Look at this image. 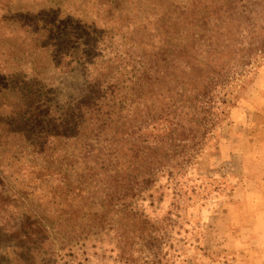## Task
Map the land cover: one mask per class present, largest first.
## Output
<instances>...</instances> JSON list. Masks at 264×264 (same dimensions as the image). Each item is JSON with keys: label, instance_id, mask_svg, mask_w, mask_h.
Here are the masks:
<instances>
[{"label": "trees", "instance_id": "trees-1", "mask_svg": "<svg viewBox=\"0 0 264 264\" xmlns=\"http://www.w3.org/2000/svg\"><path fill=\"white\" fill-rule=\"evenodd\" d=\"M127 1L104 0L98 11L103 9L106 27L123 16ZM155 6L159 10L152 18L153 34H146L138 22L136 32L121 36V42L130 46L112 57L117 65L113 77L95 75L97 62H85L83 52L78 54L91 81L81 98L64 107L60 118L50 114L56 108L40 106L42 87L35 83H16L13 90H0V100L10 98L7 105L0 102V115L13 117L3 125L7 137L30 149L25 157L40 176L59 181L63 195L84 199L79 219L85 221L72 226L68 234L56 232L59 251H68L66 257L72 264L95 262V245L108 242L107 233L113 236L114 249L109 252L115 253L116 264H169L177 254L178 259L184 258L185 253L176 251L180 242L170 234L193 225L192 231L198 234L206 206L197 208L191 220L186 218L192 204L189 187L185 190L182 182L185 177L188 182L192 179L189 169L217 152L227 157V165L238 160L241 166H264L258 152L240 146V134L234 139L222 137L231 112L241 106L229 111L228 97L217 93L237 70L243 73L253 64L260 66L256 59L264 55V0H156ZM67 43L69 52L75 42ZM137 47L142 48L140 54L135 53ZM237 76L239 80L241 74ZM23 90L30 94L27 101ZM32 95H39L33 105L28 104L33 102ZM197 181L215 183L206 175ZM1 185L0 177V203L5 196ZM236 190L237 182L227 191V198ZM169 193V209L158 216ZM87 209L93 212L84 216ZM224 214L222 210L213 215L220 216L225 227ZM46 235L20 244L14 250L20 251L13 253L15 259L27 264L24 257L33 252L38 255L47 241L53 245ZM98 236L107 240L95 242ZM191 242L202 251L198 238ZM71 243L80 247L73 249ZM182 247L189 250L190 245ZM51 249L49 264H58ZM97 250L104 252L101 246ZM137 253L142 256L135 257Z\"/></svg>", "mask_w": 264, "mask_h": 264}, {"label": "rangeland", "instance_id": "rangeland-1", "mask_svg": "<svg viewBox=\"0 0 264 264\" xmlns=\"http://www.w3.org/2000/svg\"><path fill=\"white\" fill-rule=\"evenodd\" d=\"M155 1L128 0L123 16L111 20L106 27L103 9L98 11L104 7V0H0V90L1 88L13 90L16 83L20 86L35 83L40 89L42 87L40 106L50 105L52 109L56 108L50 114L55 119L60 118L66 109L64 107L81 98L91 81L88 67L80 63L78 54L83 52L85 62L90 59L97 62L99 68H96L98 70L95 75L100 72L102 77H113L117 65L112 57L117 52L128 51L130 46L124 41L121 42V36L129 37L130 32L138 30L140 23L145 26L146 34L155 32L152 18L155 11L159 10L155 6ZM69 40H74L75 43L72 50L67 52L71 47L67 43ZM141 52L142 48L137 47L135 53ZM63 54H67L69 59L63 58ZM256 60L260 64L258 68L253 64L246 72L240 73L237 70L230 82L217 90V93L226 95L231 102L229 111L238 104L241 107L243 104H250L249 110L251 107L258 109L264 106V101L261 100L256 101L257 105L255 102H249L253 96L250 95L253 82L264 76V55ZM238 74H241V77L236 80ZM35 76L37 78L34 80ZM22 92L23 100L27 101L30 94L25 90ZM32 96L33 102L28 104L33 105L39 95ZM9 100L10 98L6 97L0 102L5 101L4 104L7 105ZM5 114L0 115V177L1 189L5 192L0 203V264H22L13 256V253L20 254V251L14 250L26 241L40 236L45 237L46 233L50 235V242H54L55 245L47 241L44 247H39L38 255L33 252L24 257L25 262L49 264V259L52 258L50 250L53 248L58 256V264H72L66 257L68 251H59L56 232L60 231L61 236L66 234L65 232L68 234L72 226L81 225L85 221L83 218L79 219L81 218L79 210L83 208L84 199L66 197L62 193L59 181L49 179L45 174L41 176L38 174L31 160L25 157L30 149H26L16 138H8L9 135L4 132L6 128L3 125L13 119ZM230 122L234 124L231 128ZM253 124L255 123L252 115L235 110L224 124L222 137L233 136L234 139V136L239 134L248 135L249 130H252L248 125ZM256 135L259 137L263 133L256 132ZM259 140L260 138L256 139L255 143L259 144ZM243 143L252 144L246 138ZM239 144L244 147L240 140ZM226 158L221 152L209 153L198 160V167L189 169L192 179L188 182V177H185L182 182L185 190L189 187L188 201L192 204L186 213L183 212V216L185 213L186 218L191 220L190 218L196 215L197 208L203 204L206 206L202 209L201 222L197 226L200 237L192 231L195 229L194 225L185 226L181 230L175 229L173 234H170L180 242L176 251L185 253V257L178 259L177 254L169 264H178L180 260L185 261L184 264H243L245 260L252 258L251 250L246 255L248 251L239 247V244L244 246V241L230 240L231 237L221 230V217L213 215L224 210L228 202L227 191L237 179H241L242 182L246 177L238 160L227 165ZM203 175L213 178L215 183L203 185L197 181V178ZM214 190L217 193H214ZM171 197L169 193L158 216L168 211ZM206 198L207 202L204 201ZM72 208L77 212L74 213ZM145 210L147 214L150 213L147 204ZM92 212L93 209H87L83 215ZM177 232L179 233L176 234ZM107 236L110 238L108 242L95 245L97 246L95 262L90 264H116L115 253L109 252L114 249L113 236L110 233H107ZM98 237L99 240L95 242L107 240L102 236ZM197 238L202 251L196 249V244L193 245L191 242ZM93 239L94 237H91L90 241ZM107 243L111 245L108 246ZM187 243L190 245L189 250L182 247ZM71 245L73 249L80 247L74 243ZM99 246L104 252L97 250ZM133 249L137 250L138 247ZM134 256H142V253Z\"/></svg>", "mask_w": 264, "mask_h": 264}, {"label": "crops", "instance_id": "crops-1", "mask_svg": "<svg viewBox=\"0 0 264 264\" xmlns=\"http://www.w3.org/2000/svg\"><path fill=\"white\" fill-rule=\"evenodd\" d=\"M249 102L257 105L256 101H264V76L253 82ZM250 104H243L237 112H248L252 115L255 124L248 125V135L241 134L240 142L244 148L252 149L260 154L264 160V106L252 108ZM246 127V128H248ZM248 128V129H249ZM256 132L263 133L257 136ZM249 139L252 144H244V139ZM259 144L255 143L259 139ZM240 167L246 173L242 180L237 179V190L228 197V202L224 208L228 222L226 226L221 223V230H224L233 241H244V246L239 244L244 250L248 251L252 258L245 260L243 264H264V166L251 168L248 166ZM252 173V174H250ZM236 202V203H235ZM220 219V218H219Z\"/></svg>", "mask_w": 264, "mask_h": 264}]
</instances>
